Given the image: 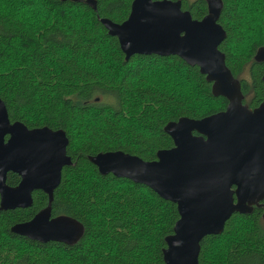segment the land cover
<instances>
[{"label":"trees","instance_id":"obj_1","mask_svg":"<svg viewBox=\"0 0 264 264\" xmlns=\"http://www.w3.org/2000/svg\"><path fill=\"white\" fill-rule=\"evenodd\" d=\"M0 0V98L11 122L28 128L62 129L72 163L62 170L51 216L81 224L70 243L39 242L11 227L47 206L32 193L26 208L0 210V264H164V238L179 214L176 204L147 185L111 173L102 175L90 157L121 150L153 160L173 146L163 126L187 116L224 110L211 84L177 55L133 54L127 60L118 39L99 18L123 22L132 0ZM193 19L207 13L205 0H181ZM219 45L241 83L243 102L264 98V0H222ZM20 176L8 172L6 183ZM264 199L248 214L233 213L220 234L200 242L198 264H264ZM73 244V245H72Z\"/></svg>","mask_w":264,"mask_h":264},{"label":"water","instance_id":"obj_2","mask_svg":"<svg viewBox=\"0 0 264 264\" xmlns=\"http://www.w3.org/2000/svg\"><path fill=\"white\" fill-rule=\"evenodd\" d=\"M72 1L96 9L95 0ZM205 1L207 13L199 20L182 9L181 0H132L123 22L99 18L108 34L118 39L126 60L133 54L177 55L198 67L214 96L227 100L224 110L202 118L168 121L163 130L173 146L158 150L153 160L121 150L90 157L100 174L145 184L176 204L179 218L164 238V264H198L206 235L220 234L233 213L248 214L264 199V98L253 108L243 102L240 80L219 49L226 37L218 22L223 2ZM254 60L264 61V46L256 49ZM67 145L62 129L11 122L0 98V210L29 207L35 190L48 196L47 206L14 224L12 232L43 243H70L79 237L77 220L51 216L54 190L63 168L72 163ZM8 172L20 176L16 186L7 185Z\"/></svg>","mask_w":264,"mask_h":264},{"label":"flooded vegetation","instance_id":"obj_3","mask_svg":"<svg viewBox=\"0 0 264 264\" xmlns=\"http://www.w3.org/2000/svg\"><path fill=\"white\" fill-rule=\"evenodd\" d=\"M253 108V107H252ZM263 201V200H262ZM262 201L258 204V205H260L261 203H262ZM258 205H256V206H258ZM253 207H255V206H253Z\"/></svg>","mask_w":264,"mask_h":264},{"label":"bare ground","instance_id":"obj_4","mask_svg":"<svg viewBox=\"0 0 264 264\" xmlns=\"http://www.w3.org/2000/svg\"><path fill=\"white\" fill-rule=\"evenodd\" d=\"M73 245V244H72Z\"/></svg>","mask_w":264,"mask_h":264}]
</instances>
